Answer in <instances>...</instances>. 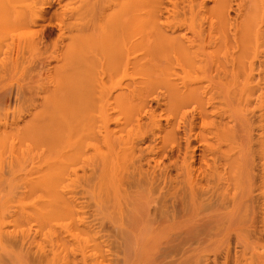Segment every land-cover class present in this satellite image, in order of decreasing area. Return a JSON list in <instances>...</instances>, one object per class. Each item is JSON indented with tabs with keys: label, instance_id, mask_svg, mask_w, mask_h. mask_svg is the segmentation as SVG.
Listing matches in <instances>:
<instances>
[{
	"label": "rangeland",
	"instance_id": "374dc122",
	"mask_svg": "<svg viewBox=\"0 0 264 264\" xmlns=\"http://www.w3.org/2000/svg\"><path fill=\"white\" fill-rule=\"evenodd\" d=\"M11 1H4L3 7H5V2L8 8L10 3H14L17 7L12 5V9L14 6L18 16H20V11H27L26 8H28V11L25 13L30 12V5L33 3H37V7H35V4L33 8L45 7L46 12L44 19L40 21V25L21 27L18 24L14 28V23L10 18L14 14L12 18L16 20L17 16L14 12L12 14L14 10L9 8L11 10L9 16L11 17H7L5 23L7 25L8 22L12 21L13 28L8 24L7 28L10 26L9 33L6 31L8 34L3 35V31L5 32L6 29L0 32V49H2L0 71L3 70L2 73L5 74V77L3 74L0 76V264H134L133 262L135 264H182L180 262H183V264H264V146H262L264 129H261L259 125L261 114L264 111V103L261 105L259 96L263 91V83L259 84V81H261L264 74V45L258 47L255 37V40L250 42L252 45H248V49L246 48L248 50L246 53L249 54L247 58L250 57L248 59L254 65L252 79L255 90L251 98L253 111L248 115L254 121L253 129L250 132L253 136L252 142L250 146L234 144L232 149V154L236 155L240 150L248 152L249 164V160L245 159L240 160V163L235 162L233 165L225 164L224 159L219 158L218 160V151L215 148H208L206 142L193 132L190 137L191 144L188 146V142L185 141L187 135H184L183 126L179 128L176 141L167 140L165 142V140L162 141L159 137H152L151 135L141 138L145 130L137 123V119L141 116L143 121H147L149 115L146 113L139 115L134 104L125 105L122 108L116 104H111L110 107L113 108L107 111L106 114L108 116V130L107 132L104 129L101 130L104 137L106 136V142L101 141V135L98 136L100 141L92 137H89V139L83 137L85 145L82 148L60 147L59 149L58 147L59 152H56V148H51L50 145L49 148L47 144L40 143V136L31 131L28 125L33 122L35 115L43 109L50 112L51 106L54 108L51 101L53 102L55 97L46 100L51 96L50 93L54 88L49 80L56 76L53 70L63 64V51L71 40L70 35L74 33L66 32L67 37L65 35L62 43L59 35V13L65 9L70 12L71 6L77 7L79 4L77 5L75 0H46L45 3H43V0L39 2L38 0H31L30 5V2L25 0H22V2L25 1L23 4L20 0H18L19 3H16L17 0H14L15 2ZM48 1L51 2L50 5H48ZM72 1L77 6L73 5ZM213 2H209V5H214ZM20 3L22 6L19 5ZM66 4L67 6H65ZM121 12H123L122 5ZM239 12L237 3L233 2L229 10V21L237 26L241 22V17L238 16ZM252 14L251 17L254 18H251L250 22L254 21L253 23L257 27L262 25L263 11L260 9L259 12L255 11L253 16ZM121 19H125L122 13ZM2 21H0L1 27L5 25V23L2 25ZM256 21L259 25L256 24ZM135 25L133 24L131 28L132 33L135 34L133 38L139 36L138 28L137 30L135 28L136 31L134 32ZM9 34L11 37L8 36ZM3 36L6 39L10 38L7 41L8 45L11 43V47L8 46L10 50H7V43L1 41ZM33 36L36 39H42L41 47L45 48L48 45L44 54L38 58L35 50H33L35 47H31L32 49L27 46L21 47L23 43L28 44L27 40L29 42L33 40ZM228 36L234 42V28L228 31ZM12 39L14 40L12 41ZM55 42H58L57 48H54ZM18 48L20 50L25 48L26 50L22 51L25 55L24 53L18 55ZM251 48L254 52L249 51ZM207 50L210 51L212 48L208 47ZM226 52L223 46L220 50V56H223V53ZM231 52L234 55L238 50L232 48ZM21 55H24L26 61L23 60ZM11 57L12 61H10ZM18 57L19 61L17 60ZM13 61H18L19 63L15 62L18 65ZM10 62H13L12 65H15V67ZM5 63L8 64H6V68L4 67L6 66ZM29 65L31 66L29 67ZM99 68L101 70V67ZM118 69L117 73L112 72H116L115 68L111 71L107 69V72L104 73V80L108 78L113 80L112 82L107 80V85L106 82H103V84L108 87L115 86L118 84L116 81L120 80L121 90L119 87L117 89V85L114 88L110 87L109 90L114 91L112 92L114 97V94L121 95V93H124V96L130 95V90L134 88L133 82H131L132 79L140 78V76L131 67L127 68L128 70L125 67ZM98 76H100V73H97V78ZM102 76L103 74H101ZM40 79L45 82L43 83L44 90L38 87ZM84 81L86 82V80ZM128 82H131L129 87L126 86ZM84 86L86 87L85 84ZM104 88L106 90L107 87ZM96 93L98 95L94 93L95 97L101 94L98 91ZM91 94L89 93V96ZM92 96L94 97V95ZM92 96L84 100L89 98L90 101L95 102V98L93 99ZM112 97L110 100L112 103L119 102H116ZM89 100L87 102H90ZM223 100L226 101L227 99ZM223 100H217L215 104L228 112L233 110L230 112L232 115L233 113H240L233 115V119L226 116L229 125H234L235 129H240L239 132L242 136L238 140L239 142L246 134L241 130L239 123L243 114L239 112L238 101L232 103L228 99L232 104L228 106L227 103L229 104V102L226 103ZM100 103L98 101L94 105L97 106ZM152 105L157 107L156 101H153ZM195 105L197 104L185 109L193 112ZM233 105L234 107L238 106L239 109L236 110ZM157 109L159 112L160 108ZM168 113L164 112L162 116V122L165 125H167L166 116L172 115L170 112ZM98 115L97 111L94 112L95 118H98ZM177 119L179 122V117ZM121 126H123L122 129ZM163 143L165 147H163ZM226 143H224V146H226ZM133 144H135L134 147ZM151 147L156 150L160 148L159 150H161L163 156L154 160L151 159L150 163L144 159L141 162L144 163L145 170L153 172V176L156 175L152 186L154 189H148L149 194L147 188L144 189L145 186H140L142 189L139 196L137 194L138 187L133 188L132 184L130 183V186L128 183L130 188L127 189L128 184H125L126 194L123 195L124 198L122 197V201L126 200L125 203L123 202L124 204L128 202L125 206L121 202V177L124 176V181L125 179L126 181L129 180V177L135 178L137 174L135 176L132 174H135L133 170L136 171L140 149H147L143 151L146 156ZM67 150L69 153L66 152ZM62 151L65 152V156H62ZM193 151L195 152L193 153ZM202 158L206 159L203 160ZM175 163L177 164L175 165ZM130 164L131 166H129ZM184 167L185 171L183 170ZM183 171L186 174H183ZM189 171H191V174ZM212 172L215 173L217 181L211 175ZM125 173L127 174L125 175ZM192 180H195L194 183H192ZM194 184H196V187ZM221 185L222 189H220ZM184 188L190 189V192L187 189L184 191ZM197 188L202 190V193L199 190V195L197 194ZM128 190L134 193V197L130 196L131 193L129 194ZM151 190L155 193H153L154 195L151 194ZM208 190L210 192L207 193ZM187 191L188 193H186ZM238 191L240 192L239 198L236 196L239 193ZM122 192L124 191L122 190ZM164 192L165 194H162ZM204 192L207 193L204 198L209 194L211 195V193L215 195L212 194L213 197L208 196L207 199H204L205 204H202L204 202L201 195ZM182 194L187 195L183 197ZM190 194L189 200L187 196ZM226 194L228 195L227 198H225ZM126 195L132 200L136 197L135 199H138V202H140L139 200H147L149 215L146 214V219L151 222V225L148 223V227L144 225L137 230L136 227L130 228L127 222L129 216L126 215L125 210H122L129 207L127 210L131 211L132 208L131 205V207L128 206L129 201H127ZM144 196L147 198L145 199ZM199 196H201V199ZM165 199L167 203H165ZM197 201L199 202L196 203ZM241 201L242 204L238 207L237 204ZM71 203L76 204V206L73 207ZM207 204L210 207L204 206ZM242 205L245 206L242 207ZM166 206H170V209L174 208L170 210V215L173 217L168 214L164 215L162 211L156 214L158 210L154 213V210L160 207V209L163 210L164 208L167 211ZM165 211L163 210V212ZM240 216L245 217V219H239ZM127 232L129 236L134 235L133 240L128 241L126 239ZM182 236L186 240L184 239V242L179 245ZM136 237H142V239L136 240ZM168 252H170V255Z\"/></svg>",
	"mask_w": 264,
	"mask_h": 264
},
{
	"label": "bare ground",
	"instance_id": "6f19581e",
	"mask_svg": "<svg viewBox=\"0 0 264 264\" xmlns=\"http://www.w3.org/2000/svg\"><path fill=\"white\" fill-rule=\"evenodd\" d=\"M4 1H8V0H4ZM4 1L0 0V21H2V19L4 21V22L2 21L3 23L2 25H4L5 21H7L8 19L7 17L9 18L11 16L13 17L14 15L13 12L19 18L15 16L16 20H18L16 21L14 18L11 17L10 19H12L13 22L10 21L7 23V25L5 23L4 25L6 26L5 28H3L4 26L3 27L0 26V28H2L0 32L6 29L5 32L3 31V35H5L8 32L10 26L12 27V23H14L13 24L14 28L18 24H19L18 26L21 27L23 26L31 27L33 25H40L41 24L40 21L44 19V14L46 12L45 7L33 8L35 4H36L35 7H37V3L35 4L33 3L32 6L30 5L32 3L31 0H25L30 2L29 5L32 9L30 7L29 8L31 11L25 13L28 11V8H26L27 11L23 10L20 11L21 13L18 12L20 13L19 14L20 16H18L17 14V10L15 9V7L17 6H15L14 3L13 4L10 3V5H8L9 8H11V10H14L12 11L13 15L9 16L10 15L9 12L11 10L7 7L6 2L4 4L5 7H3ZM9 1L12 2L11 0ZM20 1L22 2V0ZM39 1L41 0H38V2ZM43 1H44L43 3L46 2V0ZM75 1L77 5L79 4L78 6L75 5V3H73L74 1H72V3L77 7L71 6L70 7L71 9H69L68 7L69 11L71 10L70 12H67L68 10L65 9L64 11H61V13H59L60 18L58 25L60 30L59 35L61 37L62 43L64 41L63 38H65V35L67 37L66 32L70 31L71 33L72 32L74 33L73 35H70L71 40L66 45L65 50L63 51L64 52V54L62 55L64 61L63 64L59 66L57 69L55 68L53 70L54 73H56L55 74L56 76L53 77L52 80L51 79L49 80V82L54 86V88L53 91L50 93L51 96H49L46 100H49L51 97H55L54 101L53 102L51 101V103L54 104L53 105L54 108L49 104L51 106V109H49L50 112L48 111L46 112L43 109L41 112L35 115V119L33 120V122H31L28 125L31 131L37 133L38 136H40L39 137L40 143H45L48 146L50 145L51 148H56V152H57L60 149V147L82 148L83 145H85L84 140L87 138L89 139V137H92L95 140L100 141L98 136L101 135L102 136L101 141L106 142V136L104 137V133L101 130L104 129L106 132L108 130L109 124L107 121L108 116L106 114L107 111L113 108L110 107L111 104H116L118 107L121 106L120 108H122L125 105L134 104L135 105L134 107L136 108V112H138L139 115H142V113H146L149 115V119L147 121H143L141 116H139L137 119V123L141 127H144L143 129L145 130V131L143 130L144 134L141 138L145 137L146 135L148 136L151 135L152 137L157 136L162 141L165 140V142L167 140L176 141L178 138L179 128L183 126L185 132L184 135H187V140L185 141L188 142V146L191 144L190 137L193 132L196 133V136H199L200 139L206 142V146L208 148L210 149L215 148L218 151L217 152L218 160L219 158H221L224 159L225 164L233 165V163L235 162L240 163L241 162L240 160L245 159V160H249L248 161L249 164L250 158L248 152L240 150L239 153L236 155L234 153L232 154V149L234 147V144L250 146L252 142L253 136H251L250 132L253 129L254 121L251 120V118H249L248 115L251 114L253 111V108H251L252 106L251 98L254 95L253 93L255 90L254 81L252 79L254 65L252 61L248 59L250 57L247 58L249 54H247L246 51L248 52L247 50L248 47L252 45L250 44V42H253V40L255 39L257 41L256 43L258 44V47L259 46L262 47L264 45V17L262 18V25H259V23L256 21V24L259 25V27L254 25L253 23L254 21L250 22V19L252 18L251 14L253 11H254L253 14H255V11L259 12V10L261 9L264 14V0H123L122 2L121 0H80V2H78L79 0H75ZM211 1H214L213 3L215 4L209 5V2ZM19 2L17 0L16 3ZM233 2L237 3L240 11L238 16L241 17V22L238 24V26L229 21V10L231 9ZM22 4L20 3L19 5L22 6ZM50 4L51 2L48 1V5ZM12 5L15 6V7L13 6V9H12ZM121 5L123 12H121ZM65 6H67V4ZM121 13L124 14L125 16L124 20L121 19ZM8 24L10 25L9 28H7ZM133 24L134 25L137 24L134 27V32L137 30V28L139 31V36H136V38H133L135 37L134 36L135 34H133L131 31ZM231 28H234L235 31L234 42L228 36V31ZM8 36H10V34ZM3 39L1 41L7 43V41L10 38L6 39L5 36H3ZM34 39H36V37H34L33 40H31L30 42L29 40H27L28 44L26 45V43H23L21 47L24 46H27L28 48L35 47V49L33 48V50H35L36 52L35 54L38 58L44 54V52L48 48V45L47 47L43 48L41 47L42 39H36V40ZM13 40L14 39H12V41ZM6 45L8 48L6 49L10 50L9 47H11V43H9V45L7 43ZM223 46L225 47V51L227 52L225 54L223 53V56H220L221 54L220 50L222 49ZM57 47H58V42H55L54 48ZM208 47L209 48L211 47L212 50L208 51L207 50ZM20 48H18L19 49L18 55H20V53H24L22 51L26 50L25 48H23L24 50H20ZM232 48H237L238 50V52L234 55L231 52ZM0 50H1L0 52L1 54L2 49ZM37 50H38V54H37ZM27 51L29 50L27 49ZM138 51L140 52L138 53ZM249 51L254 52L252 48ZM24 55L21 56L23 57ZM24 59L25 57H23V60ZM12 60L13 59L11 57L10 61ZM17 60L19 61V57L17 58ZM18 61L15 62L19 63ZM13 62L12 63L10 62L11 65L15 63ZM6 64L7 63H5V65ZM7 65L4 67L6 68ZM12 66L15 67V65ZM30 66L31 65H29V67ZM99 67H101V70ZM120 67H125L126 69L131 67L135 72L137 71L136 73L140 76V78L132 79L131 82H133L134 88L130 90L129 92L130 95H125L126 97L124 96V93H121V95L114 94L115 95L114 97L112 93L114 91L112 90L111 92V90H109L111 88H114L116 85H117V89L118 87L120 89L121 86L120 80L116 81L118 84H116L115 86L113 85L110 86L111 88L103 84V82L105 83L107 80H111L109 78L104 80V75H105L104 73L107 72V69L111 71V69L115 68L116 72L114 71L112 72L117 73V69ZM2 72L4 71L2 70ZM2 72L0 76L3 74V76L5 77V74ZM112 72L111 74H113ZM97 73H100V76H98V78H97ZM101 74H103L102 77ZM84 80H86V82ZM87 80L88 83L90 82V84L87 83ZM43 81H44L43 79L42 81L40 79L38 87L39 89L44 90L43 83L45 82ZM131 82H128L126 86L129 87L131 85ZM261 83H263V91L259 94V96L261 99V105H263L264 74L262 75L261 81H259V84ZM84 84L86 85V87L84 86ZM105 84L107 85V82ZM103 86L107 87L106 90ZM30 88L32 87L30 86ZM30 90L32 91V89ZM96 91L101 93L100 96H97L98 93H96ZM91 92H93V94H91ZM89 93L91 94L90 96ZM94 93L97 94L96 95L97 98L95 97ZM92 95H94V97ZM91 96L93 99L95 98L94 100L96 103H98V101L99 103L100 102L101 103L99 105L97 104L96 106L94 105L95 102L90 101L89 98L87 100H84L87 97H91ZM112 96L114 97L116 102L119 101L120 103L119 102L112 103V101H110ZM223 96L224 98H222ZM98 97L100 98V100ZM219 99L220 100L227 99L226 101L223 100V102L226 103L228 99L232 103L234 102L237 103L238 101L237 105L240 108L239 112H242L243 114L242 115L243 117L242 116L240 117L239 123L241 125V130L243 131V133L244 134L246 133L244 138L241 139L239 142L238 140L242 136L239 132L240 129L239 130L235 129L234 125H229V121L226 120V116L227 118L233 119L234 118L233 115L240 113H236V114L233 113L232 115L230 112L233 110H230L228 112L226 109H221L219 105L215 104L217 103V100L220 101ZM88 100L90 102H87ZM153 101H156L157 107H153L152 105ZM230 101H228L229 104L227 103L228 106H230L231 104ZM193 104H197L195 105L193 112L185 109L187 107L192 106ZM238 106H236L237 107L236 108L233 105V107L236 110L239 109ZM158 107L160 108L159 112L157 109ZM96 111L99 114L98 118H95L94 116V112ZM164 112L167 113L170 112L172 114L171 116L170 115L166 116L167 125L163 124L162 122V116ZM178 117H179V122L177 121ZM259 125L261 129H264V111L261 114V123ZM167 126L169 129L167 128ZM122 128L123 126H121V129ZM162 133L165 134L163 135ZM262 142H263L262 146H264V139L262 140ZM224 143H226V146H224ZM134 145L135 144H133V147ZM163 147H165L164 143H163ZM159 149L160 148L156 150L154 147H151L148 150V155L146 156L143 151L147 149L145 150L140 149L139 159H137L139 160L138 161L139 164L136 162L137 163L136 171L132 169L133 173H135L132 175L135 176L137 174L136 175L137 177L135 176V178L133 179L129 177L130 179L127 181L126 179L124 181L123 179L124 176L121 177L122 203L126 202V200L122 201V199L124 198L123 195L126 194V189L124 186L125 184L128 183L129 184L131 183L133 188L134 187L139 188V189L137 188V191L139 190L137 193L139 194V196H140L139 192L142 189L140 188V186H145L144 189L147 188V191L150 194V191L148 189L153 188L152 186H153V182H155L154 178H156L155 177L156 175L153 176L154 175L153 172L149 170H145L143 167L144 163L141 162L144 159L148 163H150L151 159L154 160L161 157L162 152ZM64 151H62L63 153L62 156L66 155ZM66 152L69 153L68 150ZM194 152L195 151H193V153ZM33 158H35V156H33ZM187 158L189 159V157ZM176 164L177 163H175V165ZM129 166H131V164ZM181 166L182 164L180 165V167ZM185 167L183 169L184 171H185ZM33 168H35V166H33ZM191 171H189L190 174ZM126 174L127 173H125V175ZM183 174L186 173L184 172ZM211 175H213L214 179H216L215 173L212 172ZM192 178L194 177L192 176ZM232 178L233 177L231 176V179ZM194 181L192 180V183H194ZM245 182H246V178H245ZM129 184L127 185V189L130 188L131 186V184L130 186ZM195 185L196 184H194V186ZM218 188H220V186H218ZM186 189L184 191H186ZM220 189H222V185ZM122 190L124 192H122ZM187 190L189 191L190 189ZM199 190L200 189L197 190L198 191L197 194L199 193ZM215 190L217 191V188ZM132 191L129 192L128 190L127 192H129V194L131 193L130 196L134 197L133 196L134 193ZM151 191H152L151 194L154 195L155 193L153 192V190ZM188 191L186 193H188ZM165 192L162 194H165ZM200 192L202 193V190H200ZM208 192H210V190H208L207 193ZM204 193L201 195L203 196L202 197L203 202L204 199H207L208 196L211 197L213 194L211 193V195L209 194L208 196H206V198H204V196L207 194L206 192ZM239 194L240 192L238 193V195H236L237 198H239ZM127 195H126V198H128L127 201H129L128 206L131 205L132 208L131 211L127 210L129 209V207L127 209L124 208L122 210H125V212H127L126 215L129 216L127 217L128 218L127 222L130 228L136 227L137 230L138 228H141L142 226L147 225L148 223H150L151 225V222H148V219H146L147 218L146 214L148 213V209H149L147 207L148 206L147 200L144 201L139 200L140 202H138V199H135L136 197L133 198L132 200L130 197H127ZM186 195L184 194L183 197H185ZM190 196L191 194L187 196L188 199ZM201 196H199L200 199ZM227 196L228 195L226 194L225 198H227ZM146 198L147 197H145V199ZM129 199H131L132 201ZM133 201L136 202L133 203ZM198 202L199 201H197L196 203ZM165 203H167V200L165 201ZM126 204L124 205L126 206ZM202 204H205V202ZM241 204L242 201L237 204L238 207L241 206ZM72 206L75 207L76 204H72ZM204 206L210 207L208 204ZM243 206L245 205H242V207ZM160 208L155 209L154 213H156V211L158 210L156 214H158L159 211H162L164 215L168 214L169 216H171L170 210L172 208L170 209V206L169 207L166 206L168 213H166L167 211H165L163 207L162 208L165 212H163V210ZM148 215L149 213L147 214V216ZM228 216L230 217V215ZM125 218L126 217L124 216V219ZM239 219H245V217L240 216ZM124 230H128V229H124ZM126 234L128 235L129 233L127 232ZM131 236L128 235L126 239L128 241L133 240L134 235L132 237ZM140 239H142V237L141 238L136 237V240H140ZM181 239L182 241H180L179 245L182 242H184L185 237L182 236ZM168 253L170 255V252ZM133 263L135 264V262ZM180 263L183 264V262Z\"/></svg>",
	"mask_w": 264,
	"mask_h": 264
}]
</instances>
